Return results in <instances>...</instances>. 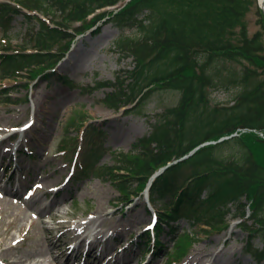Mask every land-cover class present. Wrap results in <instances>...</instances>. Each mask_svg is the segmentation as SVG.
I'll use <instances>...</instances> for the list:
<instances>
[{
    "label": "trees",
    "instance_id": "1",
    "mask_svg": "<svg viewBox=\"0 0 264 264\" xmlns=\"http://www.w3.org/2000/svg\"><path fill=\"white\" fill-rule=\"evenodd\" d=\"M120 2L124 5L116 11H96ZM256 3L257 0L1 1L0 79L17 78L23 73L36 79L44 74L48 82L57 76L72 87L75 84L66 76H52L49 70L63 57L74 37L106 17L121 29L134 30L133 35L121 34L113 44L121 57L132 59L133 68L124 71L123 79L98 82L88 90L110 87L101 103L115 112L128 105L132 107L126 112L139 108L160 90L179 92V100L155 114L149 133L138 138L127 152L110 149L111 152L102 140L96 143V135L104 133L102 128L87 126L80 140L73 136L71 148L80 147L83 156L81 173L89 170L109 180L118 191V202H129L134 197L142 198L151 176L166 166L149 189L150 203L160 206L154 226L156 239L147 233L142 242L158 247L160 233L169 228L168 232L174 234L173 222L179 219L210 232L239 219L240 228L248 234L246 249L254 260L262 262L264 139L246 133L219 141L238 128L264 131V15L257 7L260 29L252 34L246 21ZM17 16L24 18L27 37L13 46L8 32ZM232 86L237 88L233 105L212 102V89L228 90ZM3 101L18 103L7 95ZM77 120L71 117L69 125H76ZM61 144L60 149L67 152L68 141ZM227 145L237 150L233 157L225 154ZM192 150L188 157L174 163ZM108 151L112 163L98 165L96 162ZM196 234L185 231L178 235L169 264L186 254ZM254 239L262 242L261 248L254 247Z\"/></svg>",
    "mask_w": 264,
    "mask_h": 264
},
{
    "label": "rangeland",
    "instance_id": "2",
    "mask_svg": "<svg viewBox=\"0 0 264 264\" xmlns=\"http://www.w3.org/2000/svg\"><path fill=\"white\" fill-rule=\"evenodd\" d=\"M257 7L264 15L257 1L246 15L250 34L260 29ZM112 8L105 7L100 11ZM11 25L8 33L11 44L16 46L27 37L26 24L22 16H17ZM121 34L133 35L134 30L121 29L106 18L73 38L67 53L53 70L58 76H66L72 81L75 84L72 87L57 77L47 84L44 74L36 79L26 73L17 78L0 79V131L8 132L14 125L25 126L23 135L16 134V142L19 143L20 138L21 145H29L31 149L28 156L22 155L18 159L15 171L13 164L6 167V160L1 166L0 154V264H12L17 259H27L26 264L38 261L54 264L52 254L48 252L51 243L60 245L53 255L60 254L61 261L69 257L74 264H96L94 260L100 256L107 264H169L174 242L185 231L197 233L196 238L186 254L171 264H196L201 253L212 250H220L213 264H264V261L256 262L245 252L247 233L239 228L238 220L232 221L228 227L208 232L203 231V226L194 229L186 219H179L173 222L174 234L168 232L169 228L160 233L158 247L143 243L142 237L149 233L146 230L153 227L151 221L156 211L148 204L147 198L134 197L123 205H115L110 208L114 213L108 215L104 213L107 206L118 197L110 181L89 170L87 174L81 173L82 155L78 157L73 174L72 138L75 135L81 137L87 126L103 129L104 133L96 135V143L102 140L109 150L128 151L137 138L150 131L155 114L179 100V92L160 90L139 108L114 112L101 103L110 87L88 90L98 82H116L117 77L123 79L124 71L133 68L132 59L121 57L114 48V41ZM236 92L237 88L233 86L228 90L217 88L211 90L210 96L215 104L231 106ZM5 95L17 99L18 103L4 102ZM73 116L78 120L76 125L70 126ZM33 118L34 123L29 127ZM79 124H83V128ZM78 126H81L80 130ZM241 132L238 134H245ZM253 134L264 139V135ZM64 140L68 141L69 149L62 155L60 147ZM15 144L10 141L0 143V152L11 146L14 149ZM110 151L96 163L111 164ZM236 151L232 145L224 147L229 157ZM5 188H18L19 192L9 195ZM3 196L13 202L5 206V200L1 201ZM31 198L44 210L41 214L27 207L28 215L23 218L21 207L14 206L25 205V201ZM75 222L91 224L78 231L73 226ZM73 233L87 235V240L80 243ZM43 240L46 241L43 243ZM77 244L78 249L72 250L71 247ZM254 244L258 248L262 246L259 239H255ZM105 246L107 248L103 250ZM123 255L132 259L124 263L120 259Z\"/></svg>",
    "mask_w": 264,
    "mask_h": 264
},
{
    "label": "bare ground",
    "instance_id": "3",
    "mask_svg": "<svg viewBox=\"0 0 264 264\" xmlns=\"http://www.w3.org/2000/svg\"><path fill=\"white\" fill-rule=\"evenodd\" d=\"M258 2H259L260 6L263 10V13H264V0H258ZM18 192H19L18 188H15V189L5 188V193L9 194V195H13V194L18 193ZM2 200H5V202H4L5 206H8L9 204H11L13 202L10 198H8L6 196H5V198L3 196L1 198V201ZM19 207H21L20 213H21L23 218H26V216L28 215L27 207H31L32 209L38 211L41 214H42V211L44 210L40 205H38L36 203V200L34 198H31V199H28L27 201H25V205L20 204V205L14 206V208H19ZM1 208H3V207H1ZM112 211L113 210H109L108 213H110ZM22 217L20 218V220L23 219ZM90 224H91L90 222H75V224L73 226H74L75 230L81 231V230H84L85 228L89 227ZM45 241L46 240H43V243ZM108 245H110V244H107V246ZM107 246H105V248H103V250L106 249ZM59 247H60L59 244L51 243V245L48 248V252L52 254V262L54 264H74V263H72V261L69 257H67L64 261H61L59 258L60 254L53 255L55 248H59ZM77 248H78V246H75L72 248V250H75ZM219 252H220V250L219 251L218 250H212V251L207 252V253H201L199 258L196 259V257H195V259H196L195 263L196 264H213V262H214V260H215V258ZM103 259L104 258L102 256H100L94 260V263H96V264H107V262H103ZM120 259L123 260L124 263H127L132 258L123 255L120 257ZM190 259H192V258H189L188 260H190ZM188 260H187V262H188ZM26 263H27V259L26 260L17 259V260H14L12 262V264H26ZM35 264H46V262L38 261ZM82 264H86V263H82Z\"/></svg>",
    "mask_w": 264,
    "mask_h": 264
},
{
    "label": "water",
    "instance_id": "4",
    "mask_svg": "<svg viewBox=\"0 0 264 264\" xmlns=\"http://www.w3.org/2000/svg\"><path fill=\"white\" fill-rule=\"evenodd\" d=\"M260 6V5H259Z\"/></svg>",
    "mask_w": 264,
    "mask_h": 264
}]
</instances>
